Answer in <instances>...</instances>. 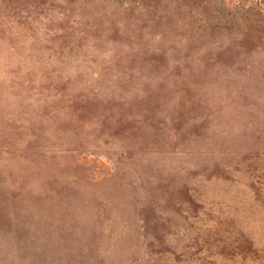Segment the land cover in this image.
Masks as SVG:
<instances>
[{"label":"rangeland","instance_id":"rangeland-1","mask_svg":"<svg viewBox=\"0 0 264 264\" xmlns=\"http://www.w3.org/2000/svg\"><path fill=\"white\" fill-rule=\"evenodd\" d=\"M0 264H264V0H0Z\"/></svg>","mask_w":264,"mask_h":264}]
</instances>
